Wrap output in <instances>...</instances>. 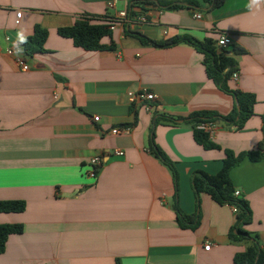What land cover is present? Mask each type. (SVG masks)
Masks as SVG:
<instances>
[{"label": "crops", "instance_id": "obj_1", "mask_svg": "<svg viewBox=\"0 0 264 264\" xmlns=\"http://www.w3.org/2000/svg\"><path fill=\"white\" fill-rule=\"evenodd\" d=\"M108 1L0 0V201L26 203L24 212L0 213V225L24 228L9 237L0 264H234L248 246L229 240L235 211L205 193L197 199L192 176L199 170L216 175L225 149L256 150L264 140V4L226 0L214 10L203 2L195 10L150 7V23L117 25L101 41L114 49L102 51L76 47L59 35L60 28L85 16L115 14ZM138 2L118 0L116 10ZM36 27L47 31L43 52L7 53L17 44L23 50L19 34L27 41ZM129 32L156 41L190 35L215 44L229 35L232 46L226 50L238 46L245 52L228 86L255 95L254 115L242 130L218 121L211 138L221 149L206 150L179 118L198 111L228 115L235 100L209 79L192 45L158 48ZM17 56L25 59L27 71ZM142 91L155 99L133 102L131 94ZM162 115L177 124L155 125ZM123 126L130 133H112ZM152 140L179 174L180 209L201 216L195 230L177 222L172 172L150 151ZM116 149L124 155L108 154ZM102 153L104 164L93 178L91 159ZM231 179L252 209L247 229L264 246V159H245Z\"/></svg>", "mask_w": 264, "mask_h": 264}, {"label": "trees", "instance_id": "obj_2", "mask_svg": "<svg viewBox=\"0 0 264 264\" xmlns=\"http://www.w3.org/2000/svg\"><path fill=\"white\" fill-rule=\"evenodd\" d=\"M201 2L205 4L208 10H214L221 7L226 0H187L182 3L155 2L152 0L139 1L134 5L135 8L148 12L150 7L158 6L161 10H180L184 8L201 9ZM110 16L103 18H93L85 16L78 20L73 26L60 28L58 33L64 38L71 39L76 47L88 51H102L114 49V46L102 44V39L110 36ZM103 21V23H99ZM108 21L106 24L104 21ZM139 38L142 43L150 44L158 48H168L181 43L192 45L202 56L203 64L207 76L219 89L230 95L235 100L234 106L228 115H219L213 111H198L186 118H179L190 124L193 128L195 141L206 150L221 149V147L212 141L211 134L202 129V125L208 123L216 124L218 121H225L233 124L237 130H242L246 122L254 115V106L256 104L255 95L243 92L238 89H231L228 81L238 71V55L245 52L243 48L233 47L231 54L219 52L213 40H198L190 35H180L165 41H156L147 38L140 33H128ZM47 39V31L36 27L34 34L23 43V54L32 56L35 53L44 51V45ZM239 105L240 110H238ZM264 121V115H263ZM178 119L171 116H158L154 124H177ZM264 131V125H263ZM150 151L159 158L172 172L176 195L173 208L176 211L177 222L183 228L195 230L199 227L201 216L198 213L185 214L178 204L179 174L174 163L170 158L155 144L154 140L150 143ZM225 158L222 169L216 175H210L204 171H196L192 176V187L197 199L203 193L209 195L213 201L222 206H230L235 211V222L229 231V240L231 242H244L248 244L245 251L237 253L234 257V264H264V246L257 233L247 229L253 221V213L249 201L241 195L235 194V187L231 179L232 170L239 166L245 159L251 161H260L264 159V140L258 145L256 150L235 153L230 149H225ZM26 209L24 201H0V213H21ZM23 225L6 224L0 225V254L5 252L6 244L11 235L23 233Z\"/></svg>", "mask_w": 264, "mask_h": 264}, {"label": "built area", "instance_id": "obj_3", "mask_svg": "<svg viewBox=\"0 0 264 264\" xmlns=\"http://www.w3.org/2000/svg\"><path fill=\"white\" fill-rule=\"evenodd\" d=\"M118 0H109L107 3V9L109 11H114L115 10V14L113 15H109V22H110V29L113 31L117 25H128V26H133V25H145L150 23L149 21V14L148 12H143L141 9L139 8H135L130 7V8H126L123 10H116V4H117ZM139 1H147V0H139ZM22 15V11H19L17 13V21L19 22V19L21 18ZM194 18L199 19L201 18V14L199 13H195L194 14ZM164 34H167V31H164ZM232 46V39L229 35H222L216 42V47L219 50H226L228 47ZM16 48L12 47L10 49L7 50V53L10 55H16ZM16 62L18 64V66L21 67L22 70L27 71L29 69L28 64L26 63L25 59H23L21 56H17L16 57ZM238 77V73H235L233 75V78H237ZM155 96L154 94L150 93V92H146V91H142L139 92L137 94H131V100L133 102L138 101V102H142V101H146V100H154ZM95 122H98L100 120L99 116H96L94 118ZM215 125L214 123H208L206 125H202L201 128L207 130L211 135L213 134V131L215 129ZM131 128L129 126H123V127H117L114 128L112 130L113 134H128L130 133ZM109 155H115V156H123L124 155V151L121 149H116V150H112L110 153H108ZM104 156H106L105 154H98L95 157H93L91 159L90 164L93 166L92 171L90 172V176L93 178H96L97 176V172H98V168L102 167L104 164ZM235 194L238 196L240 195V193L238 191H235ZM206 250L210 249V244H207L205 246Z\"/></svg>", "mask_w": 264, "mask_h": 264}, {"label": "clouds", "instance_id": "obj_4", "mask_svg": "<svg viewBox=\"0 0 264 264\" xmlns=\"http://www.w3.org/2000/svg\"><path fill=\"white\" fill-rule=\"evenodd\" d=\"M261 4H264V0H250V5L249 7H252V6H259ZM18 39L20 42H26V37L23 35V33L19 34L18 36ZM16 48V51L19 53L22 51V49L19 47V45H15L14 46Z\"/></svg>", "mask_w": 264, "mask_h": 264}, {"label": "water", "instance_id": "obj_5", "mask_svg": "<svg viewBox=\"0 0 264 264\" xmlns=\"http://www.w3.org/2000/svg\"><path fill=\"white\" fill-rule=\"evenodd\" d=\"M22 51H23V50H22ZM219 52H224V51H223V50H219ZM225 53H227V54H231L230 51H225ZM237 107H238V110H240L239 105H237Z\"/></svg>", "mask_w": 264, "mask_h": 264}]
</instances>
